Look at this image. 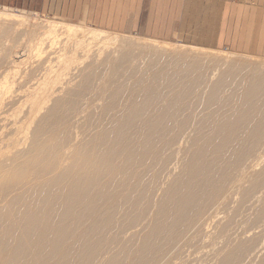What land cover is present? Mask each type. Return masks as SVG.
<instances>
[{"label":"bare ground","instance_id":"bare-ground-1","mask_svg":"<svg viewBox=\"0 0 264 264\" xmlns=\"http://www.w3.org/2000/svg\"><path fill=\"white\" fill-rule=\"evenodd\" d=\"M43 22L0 13V264H264V61Z\"/></svg>","mask_w":264,"mask_h":264},{"label":"crops","instance_id":"crops-1","mask_svg":"<svg viewBox=\"0 0 264 264\" xmlns=\"http://www.w3.org/2000/svg\"><path fill=\"white\" fill-rule=\"evenodd\" d=\"M93 28L264 56V0H0Z\"/></svg>","mask_w":264,"mask_h":264},{"label":"rangeland","instance_id":"rangeland-1","mask_svg":"<svg viewBox=\"0 0 264 264\" xmlns=\"http://www.w3.org/2000/svg\"><path fill=\"white\" fill-rule=\"evenodd\" d=\"M0 13H4V14H8V15H10V14H14V15H18V16H22V17H24L25 19H27V23L28 24H30L29 26L30 27H32V26H39V25H44V24H42V22L43 23H45V24H47V23H50V24H53V25H56V24H63V26L64 25H75V27L76 28H74L75 30H78L79 32H80V30L82 31V28L83 29H85L86 31H97V32H103L104 34H106L105 36H109V37H117V38H125V39H134V40H138V41H143V42H148V43H150V41H151V43H163V42H161V41H157V40H153V39H150V38H147V37H144V36H139V35H134V34H120V33H115V32H111V31H107V30H101V29H98V28H93V27H91L90 25H88V24H85V23H80V22H75L74 20H71V19H67V18H63V17H59V16H51V15H49V14H47V13H41V12H32V11H29V10H22V9H16V8H2V7H0ZM29 19V20H28ZM30 21V22H29ZM39 23H41V24H39ZM79 26V27H78ZM22 29H20V31H21ZM103 34V35H104ZM108 34V35H107ZM112 35V36H111ZM30 38H26V39H24L23 38V42H21L20 44H37L38 43V41L36 40V38L35 39H33V37L32 36H29ZM63 37H65L64 35H63ZM88 43H92V44H104V42H102V43H98V42H96V41H89ZM167 43H163V45H165V46H168V47H170V46H172L173 45V47H180V46H182V47H180V48H188V49H191V48H194L193 50H198L199 49V47H191L190 45H187V44H181V43H171V44H169V45H166ZM177 45V46H176ZM187 46V47H186ZM190 46V47H189ZM206 49L209 51H213L212 53H214V51L216 52L215 54H220V53H218V52H222V53H224L225 54V57H226V54L227 55H229V53H230V55L233 57V53L234 52H232V51H229V50H226V49H215V48H204L203 50L201 49H199L198 51H203V52H205L206 51ZM209 53V52H208ZM232 53V54H231ZM238 55V56H240L239 55V53H235V55ZM220 55H222V54H220ZM229 55V56H230ZM234 55V57H237V56H235ZM241 55H244V56H240V58L242 57V58H245V57H248L247 59L248 60H252V59H255L256 61H258V59H259V61L260 62H262V61H264V56H255L254 55V57L252 56V55H245V54H241ZM223 57H224V55H222ZM221 56V57H222ZM228 56V57H229ZM249 56L252 58H250L249 59ZM256 57V58H255ZM258 57V58H257ZM254 60V61H255ZM262 60V61H261ZM1 81V80H0ZM1 153H2V150L0 151ZM258 231V230H257ZM260 257V256H259ZM258 261V260H257Z\"/></svg>","mask_w":264,"mask_h":264}]
</instances>
